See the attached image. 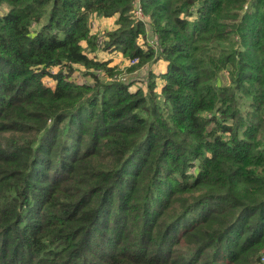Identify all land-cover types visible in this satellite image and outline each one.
<instances>
[{
  "label": "trees",
  "instance_id": "1",
  "mask_svg": "<svg viewBox=\"0 0 264 264\" xmlns=\"http://www.w3.org/2000/svg\"><path fill=\"white\" fill-rule=\"evenodd\" d=\"M135 1L0 0V264H264V0Z\"/></svg>",
  "mask_w": 264,
  "mask_h": 264
},
{
  "label": "rangeland",
  "instance_id": "2",
  "mask_svg": "<svg viewBox=\"0 0 264 264\" xmlns=\"http://www.w3.org/2000/svg\"><path fill=\"white\" fill-rule=\"evenodd\" d=\"M132 18L137 21L132 14ZM146 21L143 22L146 25V31L148 28H150V17L145 14ZM115 19L114 18H101L96 15H93L90 19V27H91V32L92 33H103L105 31H108L114 27ZM103 36V35H102ZM147 37V38H146ZM146 37L143 39L141 38L140 43L144 44L148 42V44H158V39L157 36H154L150 32H147ZM99 57L101 58H107L110 59L111 61V66H119L121 70V74L115 75V76H106L103 77L105 80H113L116 78V80H124L127 82H132V88H137V87H145L144 79L147 77V74L149 70L151 69L150 65L151 64H145L139 69H134L133 71H129L128 69L132 68L133 66L138 64V59L137 61H127L126 59L123 58L122 53L120 51H115L108 54H103L102 52L99 53ZM135 60V59H134ZM155 70V72L160 73L161 71L165 70V63L162 61L156 63L155 65L152 66ZM58 67L52 68V72L58 71ZM84 71L81 67L76 66L75 72L73 75V79L77 82H85L89 78H85L84 76ZM44 82L51 87H54V81L50 76H47L44 78Z\"/></svg>",
  "mask_w": 264,
  "mask_h": 264
},
{
  "label": "built area",
  "instance_id": "3",
  "mask_svg": "<svg viewBox=\"0 0 264 264\" xmlns=\"http://www.w3.org/2000/svg\"><path fill=\"white\" fill-rule=\"evenodd\" d=\"M132 14H133V17L137 21H142V22H145L146 21L145 13H144L143 8L141 6L140 0H136L135 1V3H134V9L132 10ZM133 61H137V59H135Z\"/></svg>",
  "mask_w": 264,
  "mask_h": 264
},
{
  "label": "crops",
  "instance_id": "4",
  "mask_svg": "<svg viewBox=\"0 0 264 264\" xmlns=\"http://www.w3.org/2000/svg\"><path fill=\"white\" fill-rule=\"evenodd\" d=\"M105 59H107V58H105Z\"/></svg>",
  "mask_w": 264,
  "mask_h": 264
}]
</instances>
